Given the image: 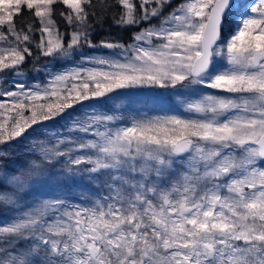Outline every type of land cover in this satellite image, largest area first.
I'll list each match as a JSON object with an SVG mask.
<instances>
[{
  "label": "snow or ice",
  "instance_id": "1",
  "mask_svg": "<svg viewBox=\"0 0 264 264\" xmlns=\"http://www.w3.org/2000/svg\"><path fill=\"white\" fill-rule=\"evenodd\" d=\"M0 101V264H264V0H0Z\"/></svg>",
  "mask_w": 264,
  "mask_h": 264
},
{
  "label": "trees",
  "instance_id": "2",
  "mask_svg": "<svg viewBox=\"0 0 264 264\" xmlns=\"http://www.w3.org/2000/svg\"><path fill=\"white\" fill-rule=\"evenodd\" d=\"M180 0H173V6H175V4L179 3ZM27 15V13L25 14ZM17 22H20V18H17ZM154 23H158V21H154ZM61 27L63 28V24H61ZM105 31H110L112 34H114L117 37H123L124 40H128L129 36L125 35L124 33H121L119 29L112 27L111 26V21L109 20L106 25H105ZM103 35V33H101L100 35H98L97 37H95L96 39L101 38V36ZM85 51H89L88 49H85ZM29 64H31V61H29ZM28 65L25 66V68L27 69ZM32 72H28V74H30Z\"/></svg>",
  "mask_w": 264,
  "mask_h": 264
},
{
  "label": "rangeland",
  "instance_id": "3",
  "mask_svg": "<svg viewBox=\"0 0 264 264\" xmlns=\"http://www.w3.org/2000/svg\"><path fill=\"white\" fill-rule=\"evenodd\" d=\"M85 52L87 53L88 51H85ZM56 68H57V69H60L61 71L63 70V68H61V65H60L59 63L56 64ZM34 76H35L34 73H30V74H28V81H29V82H40V81H43V80L45 79L43 76H41V77H37V78L34 80V79H33ZM0 102H2V101H0Z\"/></svg>",
  "mask_w": 264,
  "mask_h": 264
}]
</instances>
